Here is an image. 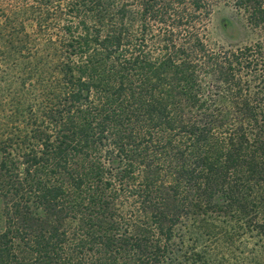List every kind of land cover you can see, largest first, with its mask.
Returning <instances> with one entry per match:
<instances>
[{
	"label": "trees",
	"instance_id": "1",
	"mask_svg": "<svg viewBox=\"0 0 264 264\" xmlns=\"http://www.w3.org/2000/svg\"><path fill=\"white\" fill-rule=\"evenodd\" d=\"M0 212V264H264V0H0Z\"/></svg>",
	"mask_w": 264,
	"mask_h": 264
},
{
	"label": "rangeland",
	"instance_id": "2",
	"mask_svg": "<svg viewBox=\"0 0 264 264\" xmlns=\"http://www.w3.org/2000/svg\"><path fill=\"white\" fill-rule=\"evenodd\" d=\"M257 34L246 26L245 19L233 8L220 5L208 24V42L216 49L245 46L257 40ZM4 223L0 212V231Z\"/></svg>",
	"mask_w": 264,
	"mask_h": 264
}]
</instances>
